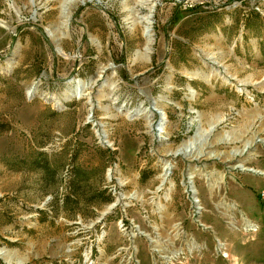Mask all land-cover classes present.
<instances>
[{"label":"rangeland","instance_id":"1","mask_svg":"<svg viewBox=\"0 0 264 264\" xmlns=\"http://www.w3.org/2000/svg\"><path fill=\"white\" fill-rule=\"evenodd\" d=\"M261 172L264 0H0V264H264Z\"/></svg>","mask_w":264,"mask_h":264},{"label":"trees","instance_id":"2","mask_svg":"<svg viewBox=\"0 0 264 264\" xmlns=\"http://www.w3.org/2000/svg\"><path fill=\"white\" fill-rule=\"evenodd\" d=\"M37 164L39 161H35ZM40 164V163H38ZM38 166V165H36ZM40 167H42L43 169H46L47 168V165L44 164V165H39ZM84 172L81 171V169L79 168H76V167H73L72 168V173L70 175V178L68 179V182H67V187L70 189V190H73V187L75 186V182L77 180H80L83 176Z\"/></svg>","mask_w":264,"mask_h":264},{"label":"bare ground","instance_id":"3","mask_svg":"<svg viewBox=\"0 0 264 264\" xmlns=\"http://www.w3.org/2000/svg\"><path fill=\"white\" fill-rule=\"evenodd\" d=\"M59 2H60V8L61 7H63V5L65 6L66 5V0H59ZM73 2V1H72ZM74 3V2H73ZM61 11L63 12V8L61 9ZM53 40H54V38H53ZM220 120H222L221 118H216L215 120H214V122H219ZM225 140H229V138L228 137H226V139ZM260 141H262V139H260ZM251 145H252V142H249V143H247L246 145H245V147L246 148H249V147H251ZM183 147H185V146H187V144H183L182 145ZM182 147V148H183ZM242 151V150H241ZM196 156V155H195ZM189 158L190 159H193V158H195L193 155H190L189 156ZM244 165H242V164H239L237 167H243ZM244 169H246V168H244ZM248 170H251V171H257V170H255V169H248ZM258 172V171H257ZM261 173H264V172H261ZM2 255V258L3 259H5V260H10L5 254H3V253H1ZM11 261V260H10Z\"/></svg>","mask_w":264,"mask_h":264},{"label":"built area","instance_id":"4","mask_svg":"<svg viewBox=\"0 0 264 264\" xmlns=\"http://www.w3.org/2000/svg\"><path fill=\"white\" fill-rule=\"evenodd\" d=\"M260 196L264 199V191H261Z\"/></svg>","mask_w":264,"mask_h":264},{"label":"water","instance_id":"5","mask_svg":"<svg viewBox=\"0 0 264 264\" xmlns=\"http://www.w3.org/2000/svg\"><path fill=\"white\" fill-rule=\"evenodd\" d=\"M1 258V257H0Z\"/></svg>","mask_w":264,"mask_h":264}]
</instances>
